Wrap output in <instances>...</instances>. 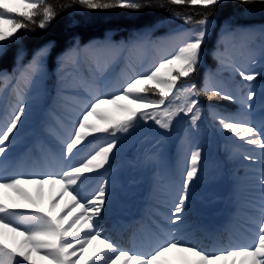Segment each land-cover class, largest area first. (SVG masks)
I'll return each instance as SVG.
<instances>
[{
    "label": "trees",
    "instance_id": "16d2710c",
    "mask_svg": "<svg viewBox=\"0 0 264 264\" xmlns=\"http://www.w3.org/2000/svg\"><path fill=\"white\" fill-rule=\"evenodd\" d=\"M48 2L57 12L56 18L50 25L42 30L30 24L28 29H22L17 33L19 37L17 40L8 43L0 51V73H6L11 77L7 81L0 80V114L5 110L7 115V109L14 103L18 104L16 110L21 105L25 107L21 122L14 130V139L8 144V151L0 156V174L11 166V156L20 150L28 152V144L31 141H34L35 149L41 148L42 135L33 138L35 127L38 123L43 126L53 114L61 115L64 112L63 104L75 100L73 96L82 91V85L93 84L115 88L113 93L104 97L122 92L125 87L122 84L126 78L123 77L124 71L121 70L128 62L133 68H130L126 75L130 76L131 73L130 77H133L150 73L160 60L172 51L176 44L173 36L195 27L193 24H184L182 20L176 19L177 12L181 15H190L193 20L201 18L196 11H193L197 6L190 5L154 6L132 11L87 10L72 5L71 0H48ZM152 2L154 5H159L161 0H152ZM209 21V31L203 45L200 66L190 78H181L178 83H193L197 89L202 90L209 74H212L214 81L220 87L236 97V102L215 98L209 100L201 95L199 97L201 118L197 127H193L189 117L181 113L173 121L170 131L160 129L154 121L149 120L147 123L140 121L128 134H117L118 144L109 164L105 165L104 169L85 174L88 178L84 180V186L79 190L82 196L87 194L85 197H90L98 188L105 187L107 203L97 223L101 236L114 244L117 240L114 231L111 234L105 233L107 230L111 232L105 217L109 207L116 203L117 197L128 185L138 186L144 194L152 189L155 197L162 191L161 193L169 197L168 202H172L171 197L176 195L174 184L182 168L181 162L190 161V154L198 149L192 146L193 149L188 157L183 156L184 139L190 134V138L194 137L198 141L199 136L195 130L197 128L207 131L209 140L199 149L201 151L199 171L197 179L192 182L188 190V198L181 214L182 222L169 223L154 209H151L150 216L170 225L171 232L163 233L166 240L175 237L209 253L242 247L240 244L244 241L239 236L244 234L254 235L257 238L258 225L255 220L259 215L261 200L264 199L256 186L260 165L258 161L250 163L243 157L245 154L260 157L264 150L247 145L231 133L223 132L214 117L217 114L227 113L255 125L264 132V5L245 7L236 0H224L209 16ZM138 37H144L146 42L139 47H131ZM106 42L121 47L114 53L117 55L114 61L108 64L107 69L100 71L92 57L94 53L102 51L97 46ZM45 46L48 47L49 54L44 60L43 73L25 84L19 77V71L26 68L33 59L34 53ZM77 46L80 50L79 54L68 58L69 50ZM158 47L164 48L157 50ZM218 48L226 49L233 63L241 70L260 73L253 82L252 90L256 92V96L250 102L252 104L250 110L245 111L241 104L249 92L248 82L243 81L238 72L220 68L214 55ZM118 71H120L119 79L115 76ZM24 87H26L25 91ZM85 94L89 99L91 94ZM17 95H19L18 99ZM146 95L150 99H159L158 95L152 93ZM180 102L178 100L175 103ZM100 111L111 116L118 115L112 105H102ZM2 120L0 115V123ZM90 122L98 125L101 123L94 117H90ZM41 131L45 134L43 127ZM113 138L110 133L88 136L84 144L79 146L83 149L78 153L82 154L79 156V162ZM166 164L170 165V170L165 168ZM24 187L35 196V185ZM47 187H49L47 184L43 186L45 207L51 196ZM192 193H196L201 212L210 219L223 217L229 206L227 202L236 203L233 219L216 235L205 232L194 221L192 212H188L191 210ZM180 194H177L174 202ZM68 199V197L64 198L61 207ZM16 200L20 207L15 211L26 213L34 211L25 202L18 198ZM158 204L160 202L156 199L154 206ZM174 207L175 203L171 210ZM149 221L154 226L151 218ZM142 225L146 226L145 223H141L140 226ZM209 237L216 241L207 242ZM202 239L204 242L200 243ZM251 245L253 244L249 246ZM135 252L144 253L141 249ZM41 264L46 262L41 261ZM80 264H84V261H80Z\"/></svg>",
    "mask_w": 264,
    "mask_h": 264
},
{
    "label": "snow or ice",
    "instance_id": "6c2138e0",
    "mask_svg": "<svg viewBox=\"0 0 264 264\" xmlns=\"http://www.w3.org/2000/svg\"><path fill=\"white\" fill-rule=\"evenodd\" d=\"M224 0H161L154 5L152 0H71L72 5L87 10L128 9L140 11L154 6L190 5L201 18L193 20L190 15L176 13L175 18L184 24H193L194 28L173 36L176 41L172 51L148 74L130 77L122 92L102 97L96 96L88 102L80 114L77 126L71 137L64 142L62 159L67 167L58 174L40 176L0 177V264H264V199L259 206V215L255 223L258 225V242L251 246L225 249L219 252H205L186 244L175 237L160 243L152 252L142 254L118 248L114 243L103 238L98 228V218L107 203L105 187L97 189L94 195L85 197L77 191L80 183L91 174L104 169L109 164L112 153L116 149L119 137L117 134H128L137 127L140 121H154L160 129L170 131L173 121L180 116L189 117L193 127L198 126L201 118L199 97L222 99L236 102V97L225 91L209 74L203 89H197L193 83H178L181 78H190L199 68L202 61V49L209 31V16ZM237 3L249 7L264 5V0H236ZM57 12L48 0H0V51L8 43L19 37L18 32L28 29L30 24L39 29H46L56 18ZM144 37H138L131 47H139L145 43ZM121 46L106 42L97 48L108 53H115ZM78 46L69 50L68 58L79 54ZM49 54L47 46L38 49L26 68L19 71V77L25 84L43 73L44 60ZM220 68L238 72L243 81L248 82L249 92L241 101L242 108H252L250 103L256 96L253 82L259 72H246L233 63L227 50L217 49L214 54ZM64 60L61 61V68ZM6 73H0V80H9ZM158 95L159 99H150L146 94ZM181 101L176 104V101ZM102 105H112L118 115L111 116L100 111ZM25 107L21 105L7 125L0 128V156L8 151V144L14 139V130L18 128ZM94 117L101 123L90 122ZM214 119L220 129L231 133L247 145L257 146L264 150V132L245 120L230 114H217ZM110 133L113 139L99 147L83 161L72 163L88 136ZM91 143V142H90ZM250 163L259 162V174L256 186L264 197V153L260 157L245 154L243 157ZM201 151L197 149L191 154L190 167L186 170L181 194L175 202L170 223L182 222L183 205L188 198V190L197 179L198 164ZM83 178V179H82ZM59 186V190L44 206L43 186ZM35 185V196L26 187ZM68 201L61 207V202ZM16 198L31 206V213L15 211L20 205ZM84 235L81 236L80 234ZM76 257V259H73Z\"/></svg>",
    "mask_w": 264,
    "mask_h": 264
},
{
    "label": "rangeland",
    "instance_id": "374dc122",
    "mask_svg": "<svg viewBox=\"0 0 264 264\" xmlns=\"http://www.w3.org/2000/svg\"><path fill=\"white\" fill-rule=\"evenodd\" d=\"M94 59L95 66L99 67L100 69L103 68L107 65V60L101 57L100 53H94V56L92 57ZM133 68L132 65H129V68ZM127 69H125V75L126 76ZM72 111L74 113L72 114ZM75 112H78V109L76 107H68L66 111V117L61 120L60 125L61 127H67V130H71L73 128V118L76 117ZM58 132L60 131V128L57 130ZM199 135L201 137V141L204 140L205 138V131L199 130ZM59 137L61 138L60 134L58 133ZM195 138H192V143H197ZM191 143L186 138L185 140V146L183 147V153L184 155H187L188 149L190 147ZM63 154L58 153V154H51L46 158L44 154L42 155V158H44L41 161L40 167H42L44 170L48 172H52L53 174H58L61 172V170L65 169L68 165L67 163L62 159ZM75 162V159L73 158L72 163ZM187 164L186 162H182V169L180 171V177H183L184 175V166ZM26 168V167H25ZM59 190V186H49L48 191L50 195H54L57 191ZM157 198L163 202V206L160 208L161 211L166 213L167 215H170L171 218V211L168 206V201L166 202V196L164 194H158ZM143 207L140 202V196L139 193L136 189H132L129 187H126L122 195L118 198L117 204L113 207H111V210L108 214L110 217V222L114 225V227H117L119 224L122 223L123 220L131 218L133 215L136 213L140 212L142 214ZM194 211H197L196 208H193ZM228 217H232V215H228ZM229 219V218H227ZM199 221H201L202 225H205V222L203 221L202 217L199 216ZM206 227L209 226L208 224L205 225ZM209 229V228H208ZM211 230L214 229L212 226L210 228Z\"/></svg>",
    "mask_w": 264,
    "mask_h": 264
},
{
    "label": "bare ground",
    "instance_id": "6f19581e",
    "mask_svg": "<svg viewBox=\"0 0 264 264\" xmlns=\"http://www.w3.org/2000/svg\"><path fill=\"white\" fill-rule=\"evenodd\" d=\"M189 167H190V164H189Z\"/></svg>",
    "mask_w": 264,
    "mask_h": 264
}]
</instances>
